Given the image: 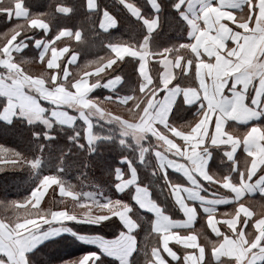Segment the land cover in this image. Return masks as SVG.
<instances>
[{"label": "crops", "instance_id": "1", "mask_svg": "<svg viewBox=\"0 0 264 264\" xmlns=\"http://www.w3.org/2000/svg\"><path fill=\"white\" fill-rule=\"evenodd\" d=\"M1 2L5 25L0 30V96L6 101L1 118L22 116L48 127L54 123L73 126L80 119L90 142L95 138L92 118H100L121 127L124 140L129 138L134 144V155L144 149L145 155L139 156L141 164L124 157L128 162L121 159L115 171V186L135 183L133 171L138 179L137 185L125 192L115 187L119 198L112 200L132 204L140 224L134 233L137 250L123 258L127 264H153L154 252L159 253L156 264H169L165 254L183 255L185 264L189 260L191 264H240L241 260L248 264L251 253L246 249L259 252L264 247V194L260 192L264 184L255 191L241 189L242 176L264 169V0H177L175 5L181 4L180 11L187 14L186 20L182 18L187 40L176 47L155 43L161 28L160 0H125L127 8L113 0L139 26L138 32L128 36L123 29L118 31L119 19L111 10L118 23L105 30L102 17L109 9L95 0L96 10L101 9L98 26L110 35L93 54H86L89 38L80 21L73 19L77 9L67 3H57L54 11H48L50 6L31 11L25 0ZM82 4L84 9L96 11L90 10L89 0ZM133 8L139 16L130 14ZM64 10L69 11L65 14ZM148 24L153 25L150 48L157 55L155 59L144 57L145 73L150 69L151 74L141 91L138 60L131 51L116 53L109 45H131L134 50L149 35ZM163 49L171 51L161 57ZM161 63L167 65L165 86L179 83L180 88L162 94L152 82L159 81L157 67ZM125 97L133 99L124 102ZM251 112L262 115L257 119ZM165 164L169 165L168 178L182 185L190 181L173 166L184 172L206 171L216 182L200 179L204 196L216 194L218 200H232L237 190L241 191L235 203L218 205L219 212L207 219L204 202L189 199L200 212L195 222L198 239L182 234L183 230L158 236L151 230L154 214L142 211L132 199L136 187L145 186L154 203L174 219H183L164 174L153 172ZM136 165L142 167V180ZM146 167L160 183L145 182ZM57 178L42 184L38 195L32 194L33 189L24 199L0 201V264H37L34 255L39 246L64 236L88 250L63 262L83 257L79 264H88L91 252L100 250L104 238H112L86 231L106 216L117 214L105 204L108 199L74 193ZM150 179L154 181V177ZM256 179L250 183L255 184ZM51 197L53 204L61 207L47 206ZM109 251L110 255L102 257L103 264H122L120 254Z\"/></svg>", "mask_w": 264, "mask_h": 264}, {"label": "trees", "instance_id": "2", "mask_svg": "<svg viewBox=\"0 0 264 264\" xmlns=\"http://www.w3.org/2000/svg\"><path fill=\"white\" fill-rule=\"evenodd\" d=\"M9 1L13 0H2L1 5ZM25 2L31 11L46 10L49 6L48 11H54L53 6L57 3H67L72 10L77 9L73 19L80 21L86 37L89 38V42L85 44L86 54L99 51L101 41H105L110 35L109 32L101 31L98 26L101 9L96 11L84 9L82 0H38V2L31 1V4L27 0ZM176 2L177 0H160L161 28L155 38V43L158 45L176 47L187 40V26L174 7ZM101 5L117 15L120 25L118 31L123 29L127 36L138 32L139 26L136 22L132 23L131 17L113 0H101ZM4 25V16H0V30ZM5 102V98L0 96V105L4 106ZM2 108H0V146L15 150L20 156L12 157L13 160L18 161L14 165L8 163L7 159L0 160V201L24 199L45 176L59 177L67 189L74 193L81 195L93 193L102 200L109 198L113 200L119 198L115 191V171L121 159L127 157L141 164L140 155L138 153L134 155L132 152L133 142L129 138L124 140L121 127L115 123L92 118L95 138L90 142L85 133L86 125L80 119H77L73 126L54 123L52 127H48L42 122L29 120L26 122V118L22 116H16V120L12 123H5L1 118ZM34 133H39V136ZM33 161H39V166L33 167ZM136 166L142 180V167ZM150 173V169L146 167L143 173L145 182L149 185L160 183L158 178ZM150 176L154 177L153 182ZM55 196L53 193V197ZM45 204L61 207V204H53L52 197ZM122 228L120 221L114 217L86 231L111 238L117 236ZM87 250V247L79 245L72 237L64 236L43 243L35 251L34 256L37 264H61L66 258L80 256Z\"/></svg>", "mask_w": 264, "mask_h": 264}, {"label": "snow or ice", "instance_id": "3", "mask_svg": "<svg viewBox=\"0 0 264 264\" xmlns=\"http://www.w3.org/2000/svg\"><path fill=\"white\" fill-rule=\"evenodd\" d=\"M121 4L124 7H128V5L125 3V0H120ZM98 6L95 4V0H89V8L90 10H96ZM174 7L179 11L180 16L183 19H187V14L185 12H181V4H177ZM69 10H64L65 14H67ZM106 16L102 17L103 20L106 21L105 25H102L105 27V30L109 28V26H115L118 23L117 17L110 11L105 10ZM136 14L139 16V13L136 11L135 8L131 9L130 14ZM153 30V25L148 24L147 25V31L149 32V35L145 36L143 44L137 46L134 50L132 49L131 45H122V44H115V45H109L110 48H112L116 53H122L123 51H131V54L133 55L134 59L138 60V73L140 75V79L142 81L141 83V91L144 90V88L149 84L148 76L151 74V70L148 69V72L145 73L144 70V57L146 55H150L153 59H155L157 53H153L150 48V34ZM77 38H82V34H77ZM170 49H163L160 50L159 55L163 57L165 53H169ZM155 66V65H154ZM167 65L161 63L157 67V71L160 73L159 81L153 80V83H157V87L159 91L162 94L168 93L172 91V89H178L180 88V84H172L168 87L165 85L167 84V81L165 80V69ZM116 79L119 81L121 78L116 77ZM176 81V80H175ZM124 102H127L128 100L133 99V97H125L122 98ZM165 99H167V96L165 95ZM182 99V97H180ZM3 106L0 105V108ZM175 107V105L173 106ZM251 116H255L257 119L262 115V113L257 112H251ZM169 116H171V113H169ZM5 123H12L16 120L15 117L9 119L4 118L3 119ZM26 122L27 119H26ZM246 123V119L244 120ZM34 135L39 136V133H34ZM125 135H127V130H125ZM89 139H93L90 137ZM154 155L156 153H153ZM140 155L144 156L145 152L144 149L141 148ZM231 155V154H230ZM19 157L20 154L16 153L15 150L7 149L3 146H0V160L7 159V162L10 164H16L18 161L13 160L12 157ZM124 162H128L127 160H123ZM33 167L39 166V161H33L32 162ZM169 168L168 164H165L163 168L157 172L155 169H153L154 174L156 173H163L164 179L167 182L169 189L171 193L174 196L175 201L179 205L180 210L183 213V219L177 220L172 217V215L166 213L162 206H159L158 204L154 203L151 198V193L149 189L145 186H137L135 192L133 193L132 199L137 203V205L140 207L142 211H151L154 214V218L151 221V230L155 232L158 236L163 235L164 232H171V231H181L183 230L182 234H192L195 235L198 239V235L196 232V220L200 216V212L197 211L196 205L193 203H189V199L192 197L198 198L199 200L204 202L203 211L207 215L205 216L206 219L209 216L215 215L217 212H219L218 205L222 204H228V203H235L236 197H239L241 194L240 190H237L236 196L233 197L232 200H218L215 198L216 194H212L209 196H204L201 194V190L203 189L204 185L200 183V179L203 181L209 183H215L216 181L213 178L208 177L206 171L201 170L200 172H193L191 169H189L188 172H184L180 169H177L173 166L175 170H178L182 172L187 179L190 181L189 185H182L178 183H173L172 180L168 178L167 169ZM132 180L135 181V183H132L131 181L125 182V184H117L115 187L119 192H125L130 187L136 186L138 183L137 174L135 171L132 172ZM254 177H258L256 179L255 184L250 183L254 179ZM199 178V179H198ZM58 179L57 177L51 176V177H43L38 186L34 188L32 191V194L38 195L39 188L42 184H48L50 181H54ZM242 179L244 183L241 185V189H244L246 191H255L256 187L264 184V169L259 170L255 173H249L246 177L242 176ZM221 187H223V184L221 183ZM230 190V189H229ZM261 194H264V187L260 188ZM187 194V195H186ZM99 203V202H97ZM105 204L109 207L110 211H115L117 214L115 216L108 215L105 217L104 220L98 221L99 223H103L105 221H110L112 218H117L122 225L124 226L122 229L119 230L118 236L112 237L110 240L108 238H104V241L101 242V247L99 251H93L91 252V259L88 260V264H103L102 257L110 255L111 252L109 249H112L115 252H118L120 254V258L122 259V264H127V261H125L123 258H130L137 250L138 247V241L135 236V231L140 227V224L138 223L137 219L133 215V207L132 204H130L126 200H117L112 201L110 198L105 201ZM123 211H120V210ZM211 232L215 233L210 226ZM168 238L165 236L164 241H166ZM162 241V245L164 243ZM254 243V242H252ZM261 243H264V241H261ZM175 246L180 247L178 244H175ZM259 247V245H256ZM174 247L173 248H178ZM185 252L189 251L187 249L184 250ZM246 252H250L251 255L248 258V264H257V261H264V247L260 248L259 252H254L251 250V247L246 249ZM159 254L154 252L153 253V264H156L155 261V255ZM115 258V257H114ZM170 258V259H169ZM81 258H76L72 261H65L63 264H79ZM164 259L169 261V264H172V261H177L179 264H185V256L183 255H177L175 257H169L168 255H164ZM188 264H191V260L188 261ZM240 264H243V261H240Z\"/></svg>", "mask_w": 264, "mask_h": 264}, {"label": "rangeland", "instance_id": "4", "mask_svg": "<svg viewBox=\"0 0 264 264\" xmlns=\"http://www.w3.org/2000/svg\"><path fill=\"white\" fill-rule=\"evenodd\" d=\"M5 205H8V203H5ZM8 207H10V206H8ZM24 216V215H23Z\"/></svg>", "mask_w": 264, "mask_h": 264}]
</instances>
